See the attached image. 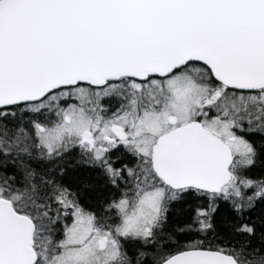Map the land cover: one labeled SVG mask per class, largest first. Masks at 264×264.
Instances as JSON below:
<instances>
[{"label":"snow or ice","instance_id":"snow-or-ice-1","mask_svg":"<svg viewBox=\"0 0 264 264\" xmlns=\"http://www.w3.org/2000/svg\"><path fill=\"white\" fill-rule=\"evenodd\" d=\"M0 264H264V0H0Z\"/></svg>","mask_w":264,"mask_h":264},{"label":"trees","instance_id":"trees-1","mask_svg":"<svg viewBox=\"0 0 264 264\" xmlns=\"http://www.w3.org/2000/svg\"><path fill=\"white\" fill-rule=\"evenodd\" d=\"M86 171V170H85ZM89 182H93L92 180H91V178H89Z\"/></svg>","mask_w":264,"mask_h":264}]
</instances>
